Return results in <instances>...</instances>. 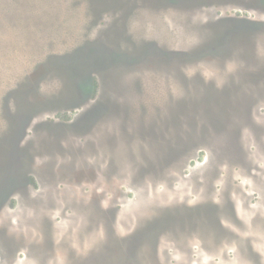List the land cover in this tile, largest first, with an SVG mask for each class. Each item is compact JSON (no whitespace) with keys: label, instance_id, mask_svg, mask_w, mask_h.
<instances>
[{"label":"rangeland","instance_id":"374dc122","mask_svg":"<svg viewBox=\"0 0 264 264\" xmlns=\"http://www.w3.org/2000/svg\"><path fill=\"white\" fill-rule=\"evenodd\" d=\"M42 1L0 2V264H264V0Z\"/></svg>","mask_w":264,"mask_h":264},{"label":"trees","instance_id":"16d2710c","mask_svg":"<svg viewBox=\"0 0 264 264\" xmlns=\"http://www.w3.org/2000/svg\"><path fill=\"white\" fill-rule=\"evenodd\" d=\"M4 1L7 4V8H12V5H14L15 2H17L15 4H22V2H23V0H3V1L0 0V2H4ZM31 1L36 2L38 0H31ZM55 1H59V0H43L42 2H45L46 5L51 6V5H54ZM46 11H49V10L46 9ZM106 11L107 10L98 13V10L97 11L93 10V14H91V16H92L91 18L97 17L96 16L97 13L99 14V16L101 14H102L101 16H104ZM68 12L70 14L75 13V11L72 12L70 10H68ZM47 15H49V14H47ZM53 22H51V23H53ZM48 24H50V23H48ZM251 27L253 29L257 30L256 26L251 25ZM217 36H219V34ZM227 36H229V35L227 34V35L220 37L217 40H215L211 44L213 46L209 45V46L205 47L204 49H202L198 52H193V53H190V52H188V53H181V52H179V53H167V52H162L160 50L157 53L156 52L151 53L150 50L147 47H145V48H140V50L136 54L120 55V54H117L116 52L111 51V49L109 47H107L109 45L103 43L102 41H98L95 44L88 45L87 48H90V49H87V50H89L88 52L90 53L91 49L96 50V48H99V49H102V51L104 52L105 49L107 50V48H109L108 51H110L112 54L109 57H111L113 60H110V63H104L102 65L103 68L106 65H108L109 68H112L114 70H119V68H118L119 66H121V67L126 66L128 69L132 70L135 67H138L140 65H143L145 62H148L150 59H155L156 61H159L160 63L176 64L177 62L185 63L187 60L188 61L200 60V59L205 58L207 56L222 57V56H224L225 52H228L230 50L225 45V42L228 38ZM104 45H106V46H104ZM84 49L86 50V48H84ZM99 49L97 50L98 52H99ZM102 53H101V55H103ZM178 64H180V63H178ZM49 69L51 72V71L56 70L57 68L50 63ZM45 73L47 74V69H43V71L39 72L38 76L35 79L36 80L40 79L42 77V75ZM22 91H20V92H22ZM22 93H25V92H22ZM2 194L7 195L8 193L3 192Z\"/></svg>","mask_w":264,"mask_h":264},{"label":"flooded vegetation","instance_id":"af4514ba","mask_svg":"<svg viewBox=\"0 0 264 264\" xmlns=\"http://www.w3.org/2000/svg\"><path fill=\"white\" fill-rule=\"evenodd\" d=\"M223 211H225V210H223ZM207 229H208V228H202V229H201V234H202L203 237H206V236H207ZM205 234H206V235H205Z\"/></svg>","mask_w":264,"mask_h":264}]
</instances>
